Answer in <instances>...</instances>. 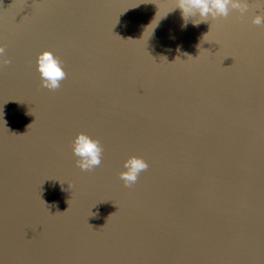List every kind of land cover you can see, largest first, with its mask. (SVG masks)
<instances>
[{
	"label": "water",
	"instance_id": "obj_1",
	"mask_svg": "<svg viewBox=\"0 0 264 264\" xmlns=\"http://www.w3.org/2000/svg\"><path fill=\"white\" fill-rule=\"evenodd\" d=\"M248 4L184 27L177 0H0V264H264V7ZM44 50L67 73L55 91ZM80 132L103 146L92 171ZM131 156L149 168L125 187Z\"/></svg>",
	"mask_w": 264,
	"mask_h": 264
},
{
	"label": "clouds",
	"instance_id": "obj_2",
	"mask_svg": "<svg viewBox=\"0 0 264 264\" xmlns=\"http://www.w3.org/2000/svg\"><path fill=\"white\" fill-rule=\"evenodd\" d=\"M257 6L264 7V0H257ZM176 8L181 10L185 20L183 26L186 27L189 17H201L199 21L193 20V24L198 26L201 21L209 18H227L232 10L239 11L243 16L249 11V4L248 0H177ZM252 23L264 27V12L254 15ZM10 63L5 47L0 45V68ZM37 70L40 73L41 87L50 91L59 89L67 76L62 61L51 50H44L38 55ZM103 151L100 140L84 132L78 133L72 141V154L76 157L77 167L82 171H92L99 167ZM123 167L119 177L125 187H131L138 181L140 174L149 168V164L142 157L131 156L124 161Z\"/></svg>",
	"mask_w": 264,
	"mask_h": 264
}]
</instances>
